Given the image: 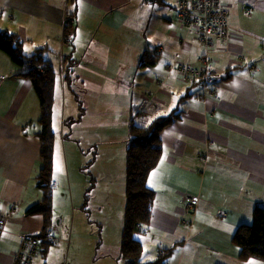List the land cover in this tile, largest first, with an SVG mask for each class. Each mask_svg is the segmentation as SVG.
I'll return each instance as SVG.
<instances>
[{
  "label": "crops",
  "instance_id": "obj_1",
  "mask_svg": "<svg viewBox=\"0 0 264 264\" xmlns=\"http://www.w3.org/2000/svg\"><path fill=\"white\" fill-rule=\"evenodd\" d=\"M223 1L232 34L214 41V81L201 92L173 68L175 62L194 63L203 49L177 22L175 1L174 11L165 12L168 23L161 35L147 38L132 58L126 50L132 41L124 34L132 0H0V29L16 33L26 55L42 49V58L60 78L54 91L56 118L61 116L64 124L68 91L80 95L83 104L82 114L68 115L69 121L105 132L101 145L99 135L83 136L92 174L89 179L78 174L82 191L74 195L76 203L82 204L85 196V203L99 210L101 244L104 234L113 232L120 239L127 126H144L179 103L180 118L160 133L162 153L147 178L154 200L150 221L137 235L141 261L171 248L163 264H264L256 257L239 258L231 240L237 226L251 223L253 206L264 205V0ZM65 13L73 17L72 42L62 47ZM154 51L155 58L148 59L153 63L139 65L143 52ZM27 71L0 49V264H12L20 234H36L42 228L41 215L25 213L41 198L35 178L41 166L40 112ZM115 80L123 84L122 91ZM61 94L58 105L55 99ZM117 101L122 105L116 106ZM117 108L123 112L118 126ZM59 145L62 152L58 162L53 161V173L59 168L63 174L52 176L54 192L60 189L65 200L73 202L72 179L66 165L63 170L64 142L56 132L54 147ZM186 195L198 196L192 213L183 210ZM62 217L55 219L52 211L53 223L59 220L58 231L52 232L55 238H63ZM73 221L74 216L72 226ZM119 243L111 249L106 241L103 252L117 253L123 264H138L119 254ZM38 253L30 264H41Z\"/></svg>",
  "mask_w": 264,
  "mask_h": 264
},
{
  "label": "trees",
  "instance_id": "obj_2",
  "mask_svg": "<svg viewBox=\"0 0 264 264\" xmlns=\"http://www.w3.org/2000/svg\"><path fill=\"white\" fill-rule=\"evenodd\" d=\"M157 1L162 2L161 0ZM69 31L72 34V27L69 28ZM202 46L203 52L204 45L202 44ZM0 49L13 62L26 65L28 71L24 75L30 80L38 101L40 129L37 135L40 139L39 158L41 166L35 178L36 186L41 191V198L39 201L30 204L25 213L39 214L42 217V228L34 236L38 239L36 253L40 251L43 254L46 252L47 245L52 243L51 240L54 238L52 235H46L45 231L53 223L52 152L54 134L51 127V117L57 77L50 63L42 58L39 52L42 49H37L30 55L23 53L22 41L16 33L0 29ZM156 55V51L143 52L139 65L151 63L152 61L149 62L148 59L155 58ZM197 57L193 64H198ZM29 62H33V66L29 67ZM40 65L45 67L41 69ZM194 84L196 85V83ZM180 114L178 103L165 114H155L144 126H137L132 122L127 126L128 138L124 152V207L119 254L123 258L138 264H163L171 251V248L165 249L152 260L141 261L142 243L137 235L142 232V227L149 223L152 215L154 190L147 185V178L162 153L160 133L167 125L179 119ZM231 240L238 247L239 258L256 257L264 259V205L255 204L253 206L251 223L237 226L231 235Z\"/></svg>",
  "mask_w": 264,
  "mask_h": 264
},
{
  "label": "rangeland",
  "instance_id": "obj_3",
  "mask_svg": "<svg viewBox=\"0 0 264 264\" xmlns=\"http://www.w3.org/2000/svg\"><path fill=\"white\" fill-rule=\"evenodd\" d=\"M164 3L154 1V0H132V3L129 6V16H125V24H129V30H125L124 34L130 35L132 46L130 48H126L127 55L132 58L135 56L136 50L138 47H143L146 43V39H154L160 32H162L165 28L166 19L165 12L167 8L173 12L174 11V1L175 0H163ZM73 18V17H72ZM174 21V18H172ZM129 31V32H128ZM161 35V33H160ZM72 42V39H71ZM71 43H66L65 45H69ZM61 45V43H60ZM62 46V45H61ZM63 47V46H62ZM60 78L57 76V81ZM116 89L122 91L123 84L120 80H115ZM77 97V98H76ZM73 98V101L70 100ZM57 103L59 105V101L62 103V94L59 98L56 97ZM66 117L61 123V116L56 118L54 104L53 111L51 117V127L54 134L53 141V152H52V161L55 164L58 162L59 154L62 152V146L59 145L58 148L54 147L56 140V132L57 137L60 135L62 137V142H64L65 149V164H63V170L68 173L70 179H72V194H73V202L69 200H65L64 194L60 189H56L54 192V179H53V212L55 219H59V215H62V222H60V231L62 229L63 238H52V243L47 245L46 252L43 254H37L39 256L38 262L41 264H123L121 263V258L117 257V253L111 254V252H107L109 254H105L103 252V246L106 241L110 242V248L114 246L115 243L120 241L119 237L114 235L112 232L111 235L104 234V244H101L100 230L98 223L96 222V218L99 214V210L94 206H88L85 200L82 197V204L76 203L75 199V190H77L76 196L80 195L82 191V187H78L77 184V176H87L89 179L92 174L90 165L85 156L87 152L85 150L86 144L82 141L83 136H96L100 137V145L101 141H103V137L105 135L104 131H99L100 128H96L93 126H76L73 120L69 121L68 115L80 116L82 114L81 104V96H76L75 94L71 96V94H66ZM116 106H120L119 101L115 103ZM60 113V112H59ZM88 113H92V111H88ZM103 112H99V117L101 118V114ZM123 112H121L120 108H117L115 111L116 116V126L122 125L123 120L122 116ZM58 120V122H56ZM63 120V119H62ZM102 120H106L105 115ZM104 129V128H103ZM117 129V128H114ZM113 132L112 129L109 130ZM81 140V142H79ZM60 141V138H59ZM105 143V142H103ZM117 143V142H115ZM116 145V144H115ZM116 153V152H115ZM119 158V157H118ZM87 160V161H86ZM80 161L82 164H80ZM117 161V160H116ZM54 162L52 167L54 166ZM87 163V166L85 165ZM81 167V169H80ZM57 174L61 176L63 174L59 168H52V176ZM87 174V175H86ZM66 176V174H65ZM55 179L56 177L53 176ZM93 184V180H92ZM77 185V187H76ZM58 192V193H57ZM68 193V192H67ZM74 205V206H73ZM92 205V203H91ZM117 211V210H116ZM118 213V211L116 212ZM57 215V216H56ZM74 216L73 226H72V218ZM57 226L59 225V220L57 221ZM106 237V238H105ZM71 238V244H70Z\"/></svg>",
  "mask_w": 264,
  "mask_h": 264
},
{
  "label": "built area",
  "instance_id": "obj_4",
  "mask_svg": "<svg viewBox=\"0 0 264 264\" xmlns=\"http://www.w3.org/2000/svg\"><path fill=\"white\" fill-rule=\"evenodd\" d=\"M175 8L177 22L204 45V51L197 57L198 64L175 62L173 68L183 82L196 83L205 92L208 83L214 81L211 69L214 41L216 39L226 40L232 34L228 9L223 0H175ZM72 24V16L65 13L62 18L60 37L62 46L72 39L69 31ZM28 66H33V62H29ZM40 67L43 69L45 66L40 65ZM2 78L4 76H0V79ZM197 202V195L184 196L183 210L192 213ZM3 221L4 216H0V230ZM56 229V225H52L47 229L46 235H50L51 231ZM37 246L38 239L34 234H20V244L13 255L12 264H29L37 251Z\"/></svg>",
  "mask_w": 264,
  "mask_h": 264
},
{
  "label": "bare ground",
  "instance_id": "obj_5",
  "mask_svg": "<svg viewBox=\"0 0 264 264\" xmlns=\"http://www.w3.org/2000/svg\"><path fill=\"white\" fill-rule=\"evenodd\" d=\"M247 11H248V10H247ZM191 64H193V63H191ZM211 69H212V66H211ZM212 73H213V72H212ZM191 83H193V82H191ZM211 83H213V81H211V82L208 83L206 90L209 89V86H210ZM193 84H194V83H193ZM197 87H198V86H197ZM198 88L200 89L201 92H203V90H202L200 87H198ZM54 224H55V223H52V225H54ZM52 225H51V226H52ZM51 226H50V227H51ZM56 227H57V224H56ZM53 231H58V228H57L56 230H52L50 236L52 235V232H53ZM45 233H46V231H45ZM52 236H53V235H52ZM54 238H55V237H54Z\"/></svg>",
  "mask_w": 264,
  "mask_h": 264
},
{
  "label": "snow or ice",
  "instance_id": "obj_6",
  "mask_svg": "<svg viewBox=\"0 0 264 264\" xmlns=\"http://www.w3.org/2000/svg\"><path fill=\"white\" fill-rule=\"evenodd\" d=\"M249 264H254V262H252V261H249Z\"/></svg>",
  "mask_w": 264,
  "mask_h": 264
}]
</instances>
